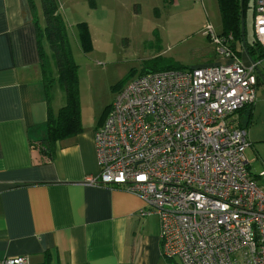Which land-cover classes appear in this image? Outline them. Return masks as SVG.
<instances>
[{"label":"built area","instance_id":"obj_1","mask_svg":"<svg viewBox=\"0 0 264 264\" xmlns=\"http://www.w3.org/2000/svg\"><path fill=\"white\" fill-rule=\"evenodd\" d=\"M264 50V0H253ZM206 34L222 64L139 75L115 96L93 135L88 183L138 196L159 222L160 256L182 264H264V187L249 171L236 115L255 99L264 58L244 65L230 34ZM0 264H32L27 257Z\"/></svg>","mask_w":264,"mask_h":264},{"label":"crops","instance_id":"obj_2","mask_svg":"<svg viewBox=\"0 0 264 264\" xmlns=\"http://www.w3.org/2000/svg\"><path fill=\"white\" fill-rule=\"evenodd\" d=\"M0 0V261L32 264H182L160 256L159 222L140 217L142 200L97 186L93 135L101 124L40 151L48 106L36 42V0ZM46 49V44H44ZM244 65L250 57L240 53ZM61 107L50 102L52 114ZM249 109L237 113L246 121Z\"/></svg>","mask_w":264,"mask_h":264},{"label":"rangeland","instance_id":"obj_3","mask_svg":"<svg viewBox=\"0 0 264 264\" xmlns=\"http://www.w3.org/2000/svg\"><path fill=\"white\" fill-rule=\"evenodd\" d=\"M77 65L81 122L105 120L117 93L130 81L148 71L186 69L222 64L215 44L206 34L223 32L217 0H57ZM38 24L44 26L40 0H36ZM35 5V3H34ZM253 6L244 12V40L236 49L246 54L252 45ZM46 49H48L46 44ZM264 69V65H260ZM50 95L65 103L56 72ZM100 124V125H101ZM250 145L245 150L249 171L264 170V83L256 86L245 127ZM264 187V177L257 178Z\"/></svg>","mask_w":264,"mask_h":264},{"label":"trees","instance_id":"obj_4","mask_svg":"<svg viewBox=\"0 0 264 264\" xmlns=\"http://www.w3.org/2000/svg\"><path fill=\"white\" fill-rule=\"evenodd\" d=\"M171 3L173 0H164ZM250 0H217L221 14L223 32L222 35L230 34L233 38L231 46L240 57V52L236 49L241 43V17L244 19V12ZM34 12L33 0H29ZM41 10L44 17V26L40 27L36 22V42L38 49L39 68L42 83L46 92L48 106L47 113V137L40 142V151L51 159L54 155L55 143L61 139L73 136L81 131V116L78 92L77 65L72 57L66 26L59 12L57 0H40ZM253 12L254 3L252 0ZM47 44L48 49L44 48ZM246 54L251 61L264 58V50L254 39L252 45L244 44ZM165 70V69H163ZM53 71L56 72L58 84L65 95V103L54 115L51 112L50 87ZM150 72V71H148ZM258 76V75H257ZM257 83H264L258 76ZM250 107L246 121L240 123L246 127L249 123ZM239 111V112H240Z\"/></svg>","mask_w":264,"mask_h":264},{"label":"water","instance_id":"obj_5","mask_svg":"<svg viewBox=\"0 0 264 264\" xmlns=\"http://www.w3.org/2000/svg\"><path fill=\"white\" fill-rule=\"evenodd\" d=\"M241 39L244 40V19L241 17ZM258 76L264 81V73L258 71Z\"/></svg>","mask_w":264,"mask_h":264}]
</instances>
